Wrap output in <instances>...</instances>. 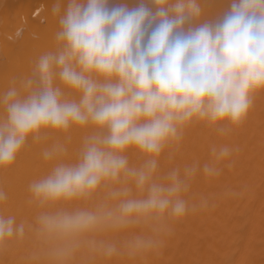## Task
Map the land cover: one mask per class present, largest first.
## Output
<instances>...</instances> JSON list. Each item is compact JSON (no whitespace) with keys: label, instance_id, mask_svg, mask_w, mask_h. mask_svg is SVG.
<instances>
[{"label":"clouds","instance_id":"9594fccd","mask_svg":"<svg viewBox=\"0 0 264 264\" xmlns=\"http://www.w3.org/2000/svg\"><path fill=\"white\" fill-rule=\"evenodd\" d=\"M108 4L56 0V49L39 57L35 79L0 95V168L12 166L42 130L93 129L75 161L56 163L29 185L32 201L49 210L36 223L55 242L59 264L92 234L150 217L182 219L188 209L177 173L167 184L154 180L161 153L194 122L242 124L264 92V0H231L214 23H194L202 15L199 0H151L155 10L143 0L133 8ZM131 150L145 158L141 166L130 164ZM229 154L222 147L217 159ZM57 155L46 150L43 158ZM102 187L118 201L115 208L73 206ZM24 233L14 216L0 215V246ZM87 242L106 256L116 252Z\"/></svg>","mask_w":264,"mask_h":264},{"label":"bare ground","instance_id":"6f19581e","mask_svg":"<svg viewBox=\"0 0 264 264\" xmlns=\"http://www.w3.org/2000/svg\"><path fill=\"white\" fill-rule=\"evenodd\" d=\"M56 0H0V95L21 88L35 79L41 55L56 49L58 17ZM155 10L151 0H143ZM202 15L194 23L216 22L230 9L231 0H199ZM141 0H109L108 7H137ZM22 95L27 93L21 90ZM4 115L0 108V118ZM93 129L73 127L68 132L42 130L40 139L31 137L15 163L0 168V215L14 216L25 225L22 238L13 237L0 246V264H59L52 252L55 242L38 232L36 218L43 212L31 199L29 185L51 171L60 161L73 162L82 140ZM229 156L218 160L222 147ZM66 149V152H61ZM215 149V151H213ZM58 155L43 158L44 151ZM130 164L141 166L145 158L135 150ZM205 166L218 169L209 173ZM176 172L182 181L180 197L187 214L180 220L145 218L127 227L106 229L87 237L66 264H264V92L258 93L246 120L240 125L194 122L178 141L171 142L157 160V183H170ZM108 187L91 200L74 207L106 205L115 208ZM134 196L140 194L133 190ZM114 245L106 256L88 240ZM143 246H137L138 242Z\"/></svg>","mask_w":264,"mask_h":264}]
</instances>
